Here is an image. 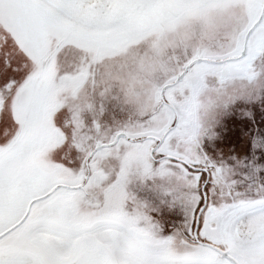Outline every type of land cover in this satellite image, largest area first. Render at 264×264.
<instances>
[{"label":"snow or ice","instance_id":"snow-or-ice-1","mask_svg":"<svg viewBox=\"0 0 264 264\" xmlns=\"http://www.w3.org/2000/svg\"><path fill=\"white\" fill-rule=\"evenodd\" d=\"M0 264H264V0H0Z\"/></svg>","mask_w":264,"mask_h":264}]
</instances>
